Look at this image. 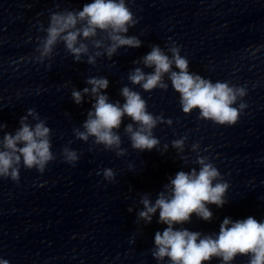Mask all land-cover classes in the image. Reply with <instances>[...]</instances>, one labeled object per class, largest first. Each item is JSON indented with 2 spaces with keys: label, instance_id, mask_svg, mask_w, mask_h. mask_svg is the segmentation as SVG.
Instances as JSON below:
<instances>
[{
  "label": "clouds",
  "instance_id": "clouds-1",
  "mask_svg": "<svg viewBox=\"0 0 264 264\" xmlns=\"http://www.w3.org/2000/svg\"><path fill=\"white\" fill-rule=\"evenodd\" d=\"M138 22L126 0H92L84 3L82 10L54 11L50 13L46 28L42 23L39 25V31L44 35L36 37L37 46L33 54L20 59L39 64L51 61L57 45L62 43L75 62H84L83 58L87 57L86 63L95 66L97 58L106 56L111 60L121 48L138 49L142 46L141 39L128 35L129 29ZM150 48L133 64H142L153 71L145 72L141 67L130 70L127 78L132 85L140 86L145 92L157 88L167 91V76L171 87L179 94V103L185 115L198 110L199 120L212 121L216 125L233 126L239 122L247 107L243 100L248 94L246 85L238 86L231 81L213 82L190 72L189 60L181 56V47L171 39L167 52L159 45H151ZM47 67L50 68L51 64ZM109 83L106 77L89 76L85 80L87 87L82 90L72 88L71 99L76 105H82L86 96L93 101L81 127L73 129L75 138L84 142L91 138L92 147L103 146L104 150L114 151L117 157H122L127 154V149L122 147L118 130L127 117L132 122L124 126V134L129 138L131 147L140 152L158 149L160 140L153 135V130L159 124L171 126L172 119L166 120L163 115L150 113L147 101L128 86L120 89L123 104L120 101L109 102L105 91ZM39 91L37 89V94ZM29 117L34 124L29 122ZM46 125V119L41 118L35 108L27 109L14 134L4 132L7 125L0 123V132H4L0 138V178H10L18 183L21 164L43 174L47 165L57 159L51 150L52 130ZM186 140L187 136H184L171 142L178 155L185 151ZM167 149L165 144L163 152ZM191 151L197 153L194 162L199 165V170L193 167L187 172L178 171L169 178L154 203L150 194L144 193L140 198L143 208L137 213V220L150 224L159 211L158 223L167 225L162 232L155 233L153 258L158 262L167 258L169 264H209L217 258L221 264H232L240 255L249 257L248 264H264V222L252 216L235 221L225 217L218 235L174 228V225L190 222L193 214L204 221H211L213 213L208 205L222 208L228 203L225 196L229 183L208 156L199 154V143H193ZM61 156L71 166L79 160L77 151L67 145L62 148ZM180 158L185 159L184 156ZM102 174L105 180L115 181L116 173L111 168H104ZM132 211L129 207L128 212ZM0 264H9V261L0 259Z\"/></svg>",
  "mask_w": 264,
  "mask_h": 264
}]
</instances>
